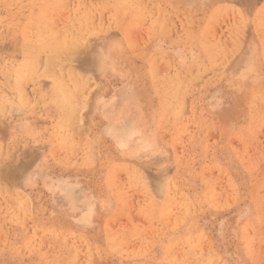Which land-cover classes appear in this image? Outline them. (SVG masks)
I'll return each instance as SVG.
<instances>
[{
  "label": "rangeland",
  "instance_id": "1",
  "mask_svg": "<svg viewBox=\"0 0 264 264\" xmlns=\"http://www.w3.org/2000/svg\"><path fill=\"white\" fill-rule=\"evenodd\" d=\"M30 4L0 0V264H264V0L52 3L83 36L38 52Z\"/></svg>",
  "mask_w": 264,
  "mask_h": 264
},
{
  "label": "bare ground",
  "instance_id": "2",
  "mask_svg": "<svg viewBox=\"0 0 264 264\" xmlns=\"http://www.w3.org/2000/svg\"><path fill=\"white\" fill-rule=\"evenodd\" d=\"M59 1H61V3L59 2ZM62 1L63 2H66L67 0H32V4H34V5H37L40 9H41V11H42V16L40 17V16H38V15H36V14H33L32 12L30 13V14H28V21H30V26L33 28V29H31V30H33L34 31V33L36 34V35H40L41 37H40V40H36V41H34V45H37L38 47H34V48H36V50L39 48V47H44V46H47L46 48H51V46H54V47H59V48H61V49H65L67 46H68V41H66V39L68 38V37H71V38H73V37H78L79 35H80V37L82 38V34H83V27L82 26H84V25H82L83 24V22H80L79 24H77V25H68V26H66V27H63V29L62 30H55V28L54 29H52V24H51V19H50V21L51 22H49V21H45V20H49L48 18H46L47 17V15H49V16H51L50 14V8L52 7V5L53 4H56V5H59V4H62ZM3 2V1H2ZM53 3V4H52ZM70 3V2H69ZM203 3V2H202ZM32 4H30V6H33ZM66 4V3H65ZM44 6H47V12L48 13H50V14H45L46 15V17H45V15H44V13H43V7ZM13 9V8H12ZM218 9V8H217ZM220 9V8H219ZM33 10H34V8H33ZM36 10V9H35ZM196 10V9H195ZM218 11V10H217ZM25 12V11H24ZM243 12V11H242ZM3 13V12H2ZM199 13V12H198ZM26 14V13H25ZM201 14V13H200ZM258 14V13H257ZM1 15V14H0ZM27 15V14H26ZM94 15H95V13H94ZM209 15V14H208ZM48 16V17H49ZM92 16V15H91ZM248 16H250V15H248ZM255 16V15H254ZM83 17V16H82ZM102 17V16H101ZM100 17V18H101ZM105 17V16H104ZM202 17V16H201ZM207 17H209V16H207ZM206 17V18H207ZM211 17V16H210ZM49 18H51V17H49ZM239 18V17H238ZM16 19V18H15ZM19 19H20V17H19ZM24 19V18H23ZM22 19V20H23ZM88 19H89V17H86V20L88 21ZM94 19V18H93ZM92 19V20H93ZM115 20V19H114ZM208 20V19H207ZM99 21H100V19H99ZM104 21V20H103ZM191 21V20H190ZM196 21V20H195ZM94 22V21H93ZM75 23V22H74ZM204 23H206V21L204 22ZM253 23V22H252ZM20 24V23H19ZM22 24V23H21ZM90 23H87V25H89ZM117 24V23H116ZM191 24V23H190ZM92 25V24H91ZM95 25V24H94ZM19 26V25H18ZM29 28V27H28ZM88 28H89V26H88ZM90 29V28H89ZM95 29H96V26H95ZM23 31H25V30H23ZM87 31V30H86ZM28 32V31H27ZM26 31H25V33H27ZM32 32V31H31ZM96 32H98V31H96ZM91 33V32H90ZM95 33V32H94ZM96 34V36H98L97 34H99V33H95ZM85 35V34H84ZM87 35L88 34H86L85 35V38L87 37ZM100 35V34H99ZM26 36H29V35H26ZM18 37V36H17ZM33 37V36H32ZM87 38H89V37H87ZM94 38H96L95 36H94ZM98 38V37H97ZM100 38V37H99ZM98 38V39H99ZM77 39V38H76ZM22 41V40H21ZM89 41H91V39H89ZM111 41V40H110ZM109 41V42H110ZM123 41V40H122ZM172 41V40H171ZM23 42V41H22ZM93 42V41H92ZM112 42V41H111ZM173 42V41H172ZM85 44L84 45H88L89 43L87 42V44H86V42H84ZM5 44V43H4ZM73 44L75 45V42H74V40H73ZM112 44V43H111ZM123 44V43H122ZM127 44V43H126ZM197 44V43H196ZM80 45H82V44H80ZM83 45V46H84ZM48 46H50V47H48ZM76 46V45H75ZM82 46V47H83ZM100 46H101V44H100ZM150 46V45H149ZM69 47V46H68ZM68 47L66 48V49H68ZM80 47V46H79ZM79 47L77 48V49H79ZM80 48V50H82L83 48H86L85 46L83 47V48ZM103 47H106L107 48V51L110 53V54H114L113 52V48L110 46V44L109 43H107V46H103ZM123 47V46H122ZM45 48V47H44ZM87 48H88V46H87ZM87 48H86V50H87ZM115 48V47H114ZM40 49V48H39ZM47 49V50H48ZM56 49V48H55ZM124 49V48H123ZM126 49V48H125ZM46 50V51H47ZM85 50V49H84ZM85 50V51H86ZM45 51V50H44ZM50 51V50H49ZM57 51V50H56ZM63 51V50H62ZM68 51H70L69 49H68ZM72 51H74V49L72 50ZM34 52H38V50L37 51H34ZM51 52H53V51H51ZM51 52H50V54H51ZM87 52V51H86ZM122 53H123V51H121ZM194 52V51H193ZM39 53L41 54V55H43V53L41 52V50H39ZM37 54L39 57H40V54ZM46 53V52H45ZM57 53L59 54V52L57 51ZM65 53V51H63V54ZM70 53V52H69ZM76 53V52H75ZM77 53H79L78 54V56H80L81 57V59H80V64H82L81 66H83V68L81 69V66H80V64L78 65L79 67H80V69L79 70H82L83 71V69H84V67H86L87 68V65H88V63H87V60L85 59V57H82V55H83V53L81 52V51H77ZM80 53H82L81 55H80ZM99 53H100V48L98 49V52L96 53H94V59H95V61L97 62V56H99ZM126 54H127V51L125 52ZM211 53V52H210ZM36 54V53H35ZM49 54V55H50ZM117 56H119L120 58H121V53L120 52H117ZM126 54H125V56H126ZM48 55V56H49ZM38 56H36L37 57V59H36V66L34 65V68H35V70L33 69L32 71H33V73H37V72H34V71H39L38 69H40V67H38V65H40V58L38 57ZM52 56H53V53H52ZM52 56L50 55L49 56V59L48 60H50V59H52ZM62 55L60 54V57H61ZM86 56H87V54H86ZM43 57V56H42ZM80 57H76V58H80ZM115 57V56H114ZM18 58H19V56H18ZM35 58V57H34ZM34 58L33 57H31V59H28V58H22V60L19 62V63H21L20 64V66H19V68L20 67H22V69L23 68H25V67H29V66H33V64H34ZM61 58H63V57H61ZM64 58H66V57H64ZM38 59H39V61H38ZM72 58H70V60H71ZM157 59V58H156ZM42 60V59H41ZM48 60H44V62H45V64H47L48 63V65H47V67L49 68L50 66H49V63L50 62H48ZM64 60V59H63ZM66 60V59H65ZM75 61L77 60V59H74ZM79 60V59H78ZM122 60V59H121ZM37 61L39 62V64L37 63ZM51 61V63L53 62V63H55V60H50ZM57 61V60H56ZM74 61V62H75ZM110 61V60H109ZM218 61V60H217ZM105 62V61H104ZM43 63V62H42ZM64 63V62H63ZM76 63H77V61H76ZM100 63V62H99ZM142 63V62H141ZM38 64V65H37ZM155 64H157L156 62H155ZM42 65V64H41ZM40 65V66H41ZM55 65V64H54ZM75 65H77V64H75ZM111 65V64H110ZM192 65V64H191ZM190 65V66H191ZM52 66V65H51ZM55 66H58V63L55 65ZM62 66H64V64H62ZM53 67V66H52ZM51 67V68H52ZM37 68V69H36ZM50 68V69H51ZM69 69H70V67H68ZM75 68H77L78 69V67H75ZM21 69V70H22ZM89 69V68H88ZM60 70L62 71H64V69L63 68H60ZM73 70V69H72ZM71 70V71H72ZM201 70V69H200ZM50 71V70H49ZM51 71H55V70H51ZM84 71H85V73H87V71L84 69ZM89 71V70H88ZM68 72V71H67ZM33 73H32V75H33ZM54 73V75H55V72H53ZM63 73V72H62ZM82 73V72H81ZM85 73H84V75H85ZM88 74L89 73H87V76H88ZM32 75H29V77L30 76H32ZM53 75V74H52ZM56 75H57V73H56ZM59 75V74H58ZM57 75V76H58ZM69 75V74H68ZM72 75H73V73H72ZM82 75H83V73H82ZM19 76H24V75H22L21 73H20V75ZM75 76V75H74ZM63 77H64V75L62 76V80H63ZM81 77H83V76H81ZM31 78V77H30ZM33 79H34V75H33V77H32ZM64 78H66V77H64ZM19 79H21V78H19ZM58 78L56 77V78H54V80H57ZM82 79V78H81ZM40 80H42V79H40ZM44 80V79H43ZM43 80H42V82H43ZM61 80V81H62ZM65 80V82L67 81L66 79H64ZM79 80V79H78ZM83 80V79H82ZM88 80H89V78H88ZM28 81V80H27ZM44 82H46L45 80H44ZM64 82V81H63ZM62 82V83H63ZM65 82H64V84H65ZM77 81H75V82H73V83H75V85H76V87H77V83H76ZM22 83H24V82H22ZM28 83H29V81H28ZM61 83V84H62ZM67 83V82H66ZM88 83H89V81H88ZM100 83V82H99ZM43 84H45V83H43ZM48 84H49V82H48ZM91 84V83H90ZM28 85V84H27ZM29 85H31L30 83H29ZM70 85V84H69ZM68 85V87L66 88V90H65V92L67 91V89L71 86H69ZM80 85V84H79ZM43 86V85H42ZM45 86H47V84L45 85ZM81 86V85H80ZM79 86V87H80ZM26 86H24L23 88H25ZM30 87V86H29ZM79 87H77V90L78 91H80L79 90ZM45 88V87H44ZM47 88V87H46ZM70 90L72 89L71 87L69 88ZM80 89H81V87H80ZM86 90V89H85ZM40 91V90H39ZM73 91V90H72ZM72 91H71V95L74 93H72ZM98 91V90H97ZM26 92H28V91H26L25 90V93ZM84 92V91H83ZM82 92V93H83ZM155 93V92H154ZM27 94H29V92L27 93ZM75 94V93H74ZM144 94V93H143ZM23 95V96H22ZM21 95V99H22V97H23V99H22V102H23V100H24V94H22ZM30 95V94H29ZM67 95V94H66ZM156 95V94H155ZM26 96L27 95H25V98H26ZM75 96V95H74ZM80 96H81V94H80ZM28 97V96H27ZM37 97V96H36ZM75 98H77V97H75ZM75 98H70L71 100L72 99H74L75 100ZM78 98H81V97H78ZM28 99V98H27ZM26 99V100H27ZM35 99V98H34ZM14 100V99H13ZM8 101V99H3L2 101H0V111H2V109H3V102H7ZM30 101V100H29ZM29 101H28V104L30 105V103H29ZM79 101V100H78ZM15 102V101H14ZM17 102V101H16ZM31 102V101H30ZM24 103V102H23ZM58 103H59V105L63 108V107H65V105H64V103H66V101H65V99L63 98L62 100H58ZM70 103V102H69ZM87 103V102H86ZM27 104V101H26V107H28L29 105ZM71 104V103H70ZM74 104V103H73ZM73 104H72V106H73ZM28 105V106H27ZM79 105V104H78ZM115 105V104H114ZM153 105V104H152ZM18 106V105H17ZM35 107H36V105H34ZM20 107V106H19ZM26 107H24V109L26 108ZM75 107V106H74ZM80 107V106H79ZM78 107V108H79ZM6 108L7 107H5V111H6ZM13 108V107H12ZM20 108H22V107H20ZM68 108V107H67ZM36 109H37V107H36ZM64 109V108H63ZM77 109V108H76ZM12 110V109H11ZM14 110V109H13ZM26 110V109H25ZM23 111V110H22ZM22 111H21V113H22ZM77 111V110H76ZM145 111V110H144ZM16 112H18V110H16ZM78 112V111H77ZM11 113V112H10ZM19 113V112H18ZM20 113V114H21ZM104 113V112H103ZM23 114V113H22ZM44 114V113H43ZM76 114H78V113H76ZM73 115V114H72ZM82 115V114H81ZM11 116V115H10ZM106 116V115H105ZM34 117V116H33ZM77 117V116H76ZM75 117V118H76ZM81 117V116H80ZM83 117V116H82ZM29 118V117H28ZM7 119V118H6ZM5 119V120H6ZM77 119V118H76ZM29 120V119H28ZM1 121H3V120H1ZM121 121V120H120ZM39 122V121H38ZM78 122V121H77ZM23 123H25V122H23ZM29 123V122H28ZM40 123V122H39ZM74 123H76V120H75V122ZM82 123V122H81ZM83 124V123H82ZM103 124V123H102ZM76 125V124H75ZM31 126V125H30ZM77 126V125H76ZM76 126H74V128L76 127ZM81 126V125H80ZM84 126V125H83ZM110 126V125H109ZM1 128H2V126H0ZM25 127V126H24ZM27 127V126H26ZM0 128V129H1ZM33 128V127H32ZM35 128H37V127H35ZM27 130H28V128H27ZM26 130V131H27ZM82 131V130H81ZM85 131V130H84ZM83 131V132H84ZM35 132V131H34ZM76 132V131H75ZM87 132V131H86ZM81 133V132H80ZM1 134V137H2V133H0ZM97 134V133H96ZM118 134H121V131H118ZM24 135V134H23ZM81 135H82V133H81ZM22 136V135H21ZM3 137H4V135H3ZM2 137V138H3ZM8 137V136H7ZM89 137V136H88ZM2 138L0 139V140H2ZM30 138V137H29ZM83 137L81 136V139H82ZM32 139H33V137H32ZM3 141V140H2ZM83 141V140H82ZM82 143V142H81ZM81 143H80V145H81ZM4 145V144H3ZM79 145V146H80ZM55 146V145H54ZM3 148H4V146H3ZM75 148V147H74ZM79 147H76V149H72V150H77ZM48 149V148H47ZM58 150V148H57V146H56V148L54 149V151H57ZM67 149H69V148H67ZM95 149V148H94ZM2 150V149H1ZM53 150V149H52ZM115 151V150H114ZM1 152V151H0ZM63 152V151H62ZM73 153V155H74V151H72ZM22 153V152H21ZM75 153H76V151H75ZM3 154V153H2ZM25 154V156H26V153H24ZM34 154V153H33ZM68 154V153H67ZM60 155H61V153H60ZM37 156V155H36ZM5 157V156H4ZM29 157V156H28ZM27 157V158H28ZM33 157V156H32ZM12 158H13V156H12ZM22 158H23V156H22ZM34 158V157H33ZM35 159V158H34ZM17 160V159H16ZM25 160V159H24ZM79 160V159H78ZM10 161H12V159L10 160ZM30 161H31V159H30ZM30 161H28V162H30ZM33 161V160H32ZM95 162H96V160H94ZM12 163H15L14 161L12 162ZM16 163H17V166H18V163H21L20 161L19 162H17L16 161ZM16 163H15V165H16ZM31 163V162H30ZM32 164V163H31ZM8 165V164H7ZM10 165V164H9ZM9 165H8V167H9ZM21 165H22V163H21ZM16 166V167H17ZM15 167V166H14ZM55 168V167H54ZM3 169V168H2ZM6 169V168H5ZM30 169V168H29ZM16 170V169H15ZM15 170H14V173L15 174H17L18 173V175H20V170H18V172H15ZM17 171V170H16ZM21 171H23V170H21ZM13 172V171H12ZM2 173V172H1ZM11 172H6V174L7 175H9ZM24 173V172H23ZM4 174V173H3ZM22 174V173H21ZM58 174V173H57ZM5 175V174H4ZM12 175H13V173H12ZM18 175H16V176H18ZM42 177H43V179H48L46 176H44V172L43 173H41L40 174ZM6 176V175H5ZM14 176V175H13ZM2 177V176H1ZM18 178V177H17ZM8 179V178H7ZM2 180H3V178H2ZM18 180H19V178H18ZM59 179H56V178H51L50 180H49V186H50V188L51 189H53V190H55V191H57V195H58V197H60V198H64V199H66L67 200V202L69 203V204H72V203H77V198H75V197H73L75 194H74V191H72V188L71 187H69V185L67 186V185H64L62 182H60V181H58ZM4 181H6V180H4ZM9 181H12V179H10ZM7 183V182H6ZM0 185H2L1 183H0ZM7 185H8V183H7ZM23 185V184H22ZM3 186V185H2ZM1 186V187H2ZM9 186H11L12 187V189H13V186L12 185H9ZM30 186V185H29ZM45 186V185H44ZM150 187V186H149ZM154 187V186H153ZM152 187V188H153ZM9 188V187H8ZM151 188V187H150ZM155 188V187H154ZM153 188V189H154ZM17 189V188H16ZM153 189H151V190H153ZM2 190V189H1ZM0 190V191H1ZM18 190V189H17ZM150 190V191H151ZM9 191V190H8ZM21 191V190H20ZM27 191V190H26ZM155 191V190H154ZM23 192V191H22ZM2 193V192H1ZM26 194V193H25ZM30 194V193H29ZM3 195V194H2ZM13 195V194H12ZM27 197H29V196H27ZM32 198V197H31ZM37 200V199H36ZM29 203H30V201H29ZM1 204H2V202H1ZM25 204V203H24ZM27 205H28V202L26 203ZM33 204H35V203H33ZM26 205V206H27ZM28 207V206H27ZM31 207V206H30ZM39 207V206H38ZM37 207V208H38ZM64 207V206H63ZM23 208V207H22ZM21 208V209H22ZM69 208H71V207H69ZM25 209H26V207H25ZM39 209H40V207H39ZM38 209V210H39ZM59 209H60V207H59ZM68 209V208H67ZM24 210V209H23ZM31 210V209H30ZM63 210V209H62ZM16 211V210H15ZM22 211V210H21ZM20 211V212H21ZM26 211H27V209H26ZM26 211H25V213H26ZM32 211H33V208H32ZM31 211V212H32ZM64 211H66V210H64ZM19 212V213H20ZM57 212V211H56ZM15 213V212H14ZM70 214V213H69ZM20 216V215H19ZM19 218V217H18ZM26 219V218H25ZM56 220V219H55ZM62 220V219H61ZM78 220L80 221V222H86V216H82V217H78ZM26 221V220H25ZM57 221V220H56ZM39 222H40V220H39ZM39 222H38V224H39ZM75 222V221H74ZM41 223V222H40ZM53 223V222H52ZM79 225V224H78ZM81 226H82V224H81ZM40 227V226H39ZM3 228V227H2ZM42 228H44V227H42ZM78 228V227H77ZM6 232V231H5ZM35 232H38V231H35ZM40 233V232H39ZM37 234V233H36ZM40 235H38L37 237H39ZM40 237H42V236H40ZM44 237V236H43ZM41 239V238H40ZM2 240V239H1ZM45 241V240H44ZM13 245H14V243H13ZM42 249V248H41Z\"/></svg>",
  "mask_w": 264,
  "mask_h": 264
}]
</instances>
